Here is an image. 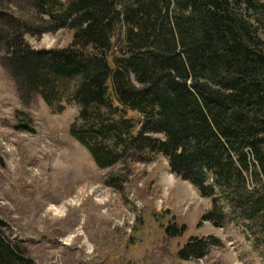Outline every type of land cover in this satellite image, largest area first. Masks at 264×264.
<instances>
[{"label":"trees","instance_id":"1","mask_svg":"<svg viewBox=\"0 0 264 264\" xmlns=\"http://www.w3.org/2000/svg\"><path fill=\"white\" fill-rule=\"evenodd\" d=\"M263 15V0H0V59L24 101L39 96L56 114L76 106L69 135L97 168L163 155L210 200L203 221L231 215L264 254ZM62 29L65 49L24 40ZM4 226L0 264H35Z\"/></svg>","mask_w":264,"mask_h":264},{"label":"rangeland","instance_id":"2","mask_svg":"<svg viewBox=\"0 0 264 264\" xmlns=\"http://www.w3.org/2000/svg\"><path fill=\"white\" fill-rule=\"evenodd\" d=\"M259 22L264 42V15ZM38 35H24L31 50H61L72 40L64 29ZM3 65L0 219L35 264H264L231 215L218 226L203 221L210 200L175 176L163 155H130L100 170L69 135L76 106L56 114L39 96L24 101ZM21 123L36 133L14 131ZM170 226L181 233L168 235ZM195 240L208 243L203 253L180 259Z\"/></svg>","mask_w":264,"mask_h":264},{"label":"water","instance_id":"3","mask_svg":"<svg viewBox=\"0 0 264 264\" xmlns=\"http://www.w3.org/2000/svg\"><path fill=\"white\" fill-rule=\"evenodd\" d=\"M13 130L14 131H24V132H27V133L32 134V135H34L36 133L34 128H32L30 126V124H28V123H21V124L14 125ZM0 165L2 166L1 159H0Z\"/></svg>","mask_w":264,"mask_h":264}]
</instances>
